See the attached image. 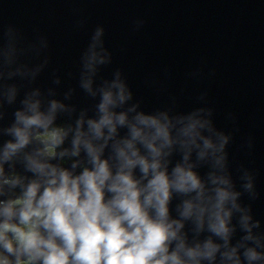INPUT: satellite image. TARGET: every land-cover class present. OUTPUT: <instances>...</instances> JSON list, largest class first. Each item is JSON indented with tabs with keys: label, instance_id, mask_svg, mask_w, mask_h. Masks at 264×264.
Returning <instances> with one entry per match:
<instances>
[{
	"label": "water",
	"instance_id": "1",
	"mask_svg": "<svg viewBox=\"0 0 264 264\" xmlns=\"http://www.w3.org/2000/svg\"><path fill=\"white\" fill-rule=\"evenodd\" d=\"M139 21L143 23L138 27ZM97 29H103L99 39L110 59L97 65L93 96L82 85L88 72L84 54ZM117 70L133 93L117 111L136 104L137 111L167 112L173 117L211 109L201 116L229 137L225 170L214 169L210 160L198 161L195 152L189 162L207 186L211 187L208 173L216 171L227 175L233 190L240 193L237 203L245 211H233L230 227L235 231L230 245L248 234L240 224L247 214L250 225L259 221L251 234L260 238L262 246L257 251L264 252V0H0V149L13 139L5 130L15 122V112L24 109L22 101L30 96L39 99L45 112L53 100L64 105L47 132L34 133L23 150L3 163L0 201L17 200L26 185L38 179L26 167L27 155L44 152L41 159L74 174L82 170L79 165L72 169L74 162L88 166L83 150L78 157L59 153L71 148L82 115L85 121L98 118L99 88L115 79ZM12 89L15 98L9 103ZM61 130L68 135L57 147L52 140ZM126 132L118 128L117 138ZM46 133L52 135L50 141L37 139ZM111 155L110 141L104 158ZM169 159L172 165L181 162L178 147ZM135 174L139 176L138 170ZM249 182L250 190L245 188ZM183 198L174 194L172 218H179L176 207ZM194 229L191 220L185 221L182 231L190 243L211 235L205 228L197 236ZM213 240L222 243L217 237ZM245 244L256 247L254 241ZM239 251L242 264H248L244 249ZM0 255L15 261L2 247ZM213 264H220L219 254Z\"/></svg>",
	"mask_w": 264,
	"mask_h": 264
},
{
	"label": "clouds",
	"instance_id": "2",
	"mask_svg": "<svg viewBox=\"0 0 264 264\" xmlns=\"http://www.w3.org/2000/svg\"><path fill=\"white\" fill-rule=\"evenodd\" d=\"M102 33L103 29L96 30L84 54L88 72L82 86L93 96L92 76L97 65L110 59L99 39ZM121 77L117 70L115 79L104 81L99 88L98 118L85 121L82 115L71 148L59 153L78 157L84 151L88 166L80 161L71 166L79 165V174L41 159L44 152L25 157L27 169L38 179L31 180L17 200L0 201V247L15 257L13 262L0 255V264H202L205 260L213 264L217 254L220 264H242L241 248L248 264L264 261V252L257 251L262 246L260 238L251 234L259 221L250 225L247 214L240 224L248 234L230 245L235 231L230 227L233 211H245L237 203L240 193L233 190L231 180L210 171L209 187L189 162L195 152L198 161L210 160L214 169L225 170L229 137L201 116L211 109L198 108L173 117L167 112L137 111L136 104L117 111L133 98ZM14 98L12 89L9 103ZM22 103L24 109L15 112V122L5 130L13 139L0 149V174L3 163L23 150L34 133L47 132L57 110L64 108L53 100L46 112L41 111V101L31 96ZM118 128H125L126 135L117 138ZM67 135L61 130L52 143L59 147ZM110 141L112 155L104 158ZM176 147L182 160L172 165L169 157ZM245 188L252 189V183ZM174 194L184 197L176 207L179 218L170 214ZM189 220L197 236L205 228L211 235L203 241L193 238L190 243L182 231ZM213 237L222 243L214 242ZM246 241H254L256 247L246 246Z\"/></svg>",
	"mask_w": 264,
	"mask_h": 264
},
{
	"label": "rangeland",
	"instance_id": "3",
	"mask_svg": "<svg viewBox=\"0 0 264 264\" xmlns=\"http://www.w3.org/2000/svg\"><path fill=\"white\" fill-rule=\"evenodd\" d=\"M51 137H52L51 134L46 133V134H42V135L37 136V139H39L41 141H50ZM47 153L51 154V149H49L48 147H47Z\"/></svg>",
	"mask_w": 264,
	"mask_h": 264
},
{
	"label": "flooded vegetation",
	"instance_id": "4",
	"mask_svg": "<svg viewBox=\"0 0 264 264\" xmlns=\"http://www.w3.org/2000/svg\"><path fill=\"white\" fill-rule=\"evenodd\" d=\"M51 139H52V137H51ZM49 149H51V148H49Z\"/></svg>",
	"mask_w": 264,
	"mask_h": 264
}]
</instances>
